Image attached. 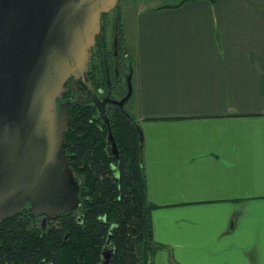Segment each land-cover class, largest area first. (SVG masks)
I'll return each mask as SVG.
<instances>
[{
	"label": "crops",
	"instance_id": "crops-1",
	"mask_svg": "<svg viewBox=\"0 0 264 264\" xmlns=\"http://www.w3.org/2000/svg\"><path fill=\"white\" fill-rule=\"evenodd\" d=\"M121 26L149 264H264V0H171Z\"/></svg>",
	"mask_w": 264,
	"mask_h": 264
},
{
	"label": "water",
	"instance_id": "water-1",
	"mask_svg": "<svg viewBox=\"0 0 264 264\" xmlns=\"http://www.w3.org/2000/svg\"><path fill=\"white\" fill-rule=\"evenodd\" d=\"M118 0H0V222L28 210L61 215L78 203L79 179L62 148L69 110L92 103L107 125L106 150L119 158L106 104H124L132 94L100 100L86 77L102 14ZM79 80L88 98L58 102L68 79ZM143 135L139 131V146ZM102 251L99 264L114 253Z\"/></svg>",
	"mask_w": 264,
	"mask_h": 264
},
{
	"label": "trees",
	"instance_id": "trees-1",
	"mask_svg": "<svg viewBox=\"0 0 264 264\" xmlns=\"http://www.w3.org/2000/svg\"><path fill=\"white\" fill-rule=\"evenodd\" d=\"M126 113L116 111L111 115L110 126L119 149V158L113 159L106 151L108 129L104 127V130L100 131L98 128L101 118L97 110L93 107L87 109L83 104L75 105L69 110L68 127L64 133L62 148L69 153V167L72 173L75 172L84 179L83 198H80L84 201L83 211L87 215V224L83 226L86 230L82 231V244L73 239L74 237L65 242L71 246L62 249V252L56 250L57 260L60 259L61 253L71 261H75L80 251L86 252L88 256L93 232L96 233L99 252L103 240L101 237L107 233V226L100 224V219H104L105 215V218L108 216L118 227L114 235L115 254L112 264H149V253L152 249L151 207L146 199V183L141 164L140 128L134 117ZM111 162L119 165V178H111L114 171L110 169ZM74 209L75 207L61 214L64 221L62 226L65 229L75 228L77 214ZM16 215L31 214L26 209ZM98 216L101 217L97 218ZM28 219V216H16L0 222V264H12L16 260L31 262L35 258L33 254L37 252L28 246L46 244L38 234H27L34 239L26 240L22 239L26 234L12 232V229L18 227H34L33 224L24 223ZM22 244L26 246H20ZM79 244L81 248L78 247Z\"/></svg>",
	"mask_w": 264,
	"mask_h": 264
},
{
	"label": "flooded vegetation",
	"instance_id": "flooded-vegetation-1",
	"mask_svg": "<svg viewBox=\"0 0 264 264\" xmlns=\"http://www.w3.org/2000/svg\"><path fill=\"white\" fill-rule=\"evenodd\" d=\"M117 5V4H116ZM115 8V7H114ZM112 10V9H111ZM110 10V11H111ZM106 12L102 14V27L100 33L97 35L94 45L91 48V60L89 63L88 71L86 72V77L91 82L93 86V92L99 97L100 100L104 99L105 97H109L112 99H120L126 94L127 87H126V78L125 75L128 73V67L131 65L132 67V51L131 46L127 42L126 36L123 32V28L120 23V14L118 12L114 15H109ZM133 69V67H132ZM90 92L81 84L79 80L75 79H68L64 85V91L62 93L61 98L58 99V102L67 101L70 102L77 98H88L90 96ZM126 104V103H125ZM124 104V106H125ZM83 106H87V109L95 108L92 103L83 104ZM96 110V108H95ZM124 110L129 114L130 112L127 111L125 108ZM116 111L123 112L118 106L111 105L109 103L106 104V113L111 124V115L114 114ZM126 113V114H127ZM93 123L94 120H91ZM101 123L98 124V128L100 131L104 130V127L107 125L100 120ZM107 143V142H106ZM65 151V150H64ZM107 151V150H106ZM68 160H69V153L65 151ZM113 157V156H111ZM113 159H115L113 157ZM70 165V160H69ZM110 169L114 170L112 172L111 178H119V165L115 163H110ZM73 174L79 179V198L78 203L75 206L74 211H76V218L74 222V229H65L63 224V215H52V216H37V215H14L12 217H23L28 216V220H25L24 223L26 224H33L34 227L30 228H14L12 232H20L26 235L22 236V239L26 240H33L34 237H29L27 234L35 233L38 234L40 238L44 239L46 244L30 245L28 248L34 250L37 253H34L33 256L35 258L31 262H24V261H15L12 264H99L102 260V251L104 248L105 243L108 241V248L113 250L115 254V232L117 231L118 227H116L113 222L107 216L104 219H100V224L102 226H107V233L102 235V243L99 248V252L97 251V238L96 233L93 232L90 237V256L81 251L77 254V258L75 261H71L69 258L67 259L66 256H63L62 253L60 254V259L57 260L55 251L62 249H67L71 245L65 242L71 241V239L78 240L81 243V236L82 231L86 230L83 227L87 224V215H85L84 209V201H81L83 198V183L84 179L81 175ZM81 197V198H80ZM98 216L97 218H100ZM11 218V217H10ZM8 219V218H7ZM16 220V219H14ZM22 220V219H21ZM4 221V220H3ZM2 221V222H3ZM19 222V221H18ZM72 234H74L72 236ZM78 245L81 248V245ZM22 244L20 246H24ZM26 246V245H25ZM88 249V246L85 247ZM87 257L89 259H87ZM99 258V259H98ZM113 259L111 264L113 263Z\"/></svg>",
	"mask_w": 264,
	"mask_h": 264
},
{
	"label": "rangeland",
	"instance_id": "rangeland-1",
	"mask_svg": "<svg viewBox=\"0 0 264 264\" xmlns=\"http://www.w3.org/2000/svg\"><path fill=\"white\" fill-rule=\"evenodd\" d=\"M171 0H118L117 5L115 8H113L108 14L114 15L118 12V15L120 14V23H123L124 17H130L133 16L134 12L138 9L140 6L145 7H151V6H158V5H164L167 2H170ZM131 97L127 100L124 108L131 112L130 106H131Z\"/></svg>",
	"mask_w": 264,
	"mask_h": 264
}]
</instances>
